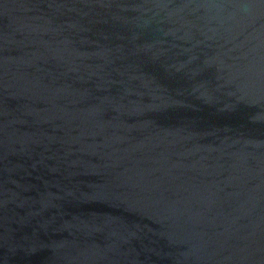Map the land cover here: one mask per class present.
Masks as SVG:
<instances>
[{
    "label": "water",
    "instance_id": "1",
    "mask_svg": "<svg viewBox=\"0 0 264 264\" xmlns=\"http://www.w3.org/2000/svg\"><path fill=\"white\" fill-rule=\"evenodd\" d=\"M0 264H264V0H0Z\"/></svg>",
    "mask_w": 264,
    "mask_h": 264
}]
</instances>
